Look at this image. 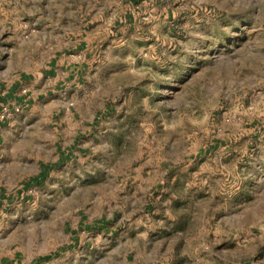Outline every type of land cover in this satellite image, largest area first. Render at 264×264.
Returning <instances> with one entry per match:
<instances>
[{"label":"rangeland","instance_id":"obj_1","mask_svg":"<svg viewBox=\"0 0 264 264\" xmlns=\"http://www.w3.org/2000/svg\"><path fill=\"white\" fill-rule=\"evenodd\" d=\"M21 74L1 256L264 264V0H0V80Z\"/></svg>","mask_w":264,"mask_h":264},{"label":"crops","instance_id":"obj_2","mask_svg":"<svg viewBox=\"0 0 264 264\" xmlns=\"http://www.w3.org/2000/svg\"><path fill=\"white\" fill-rule=\"evenodd\" d=\"M73 60L68 59V57L59 53L50 58L48 63L42 69V75L45 76L49 81H53L55 85H63L67 82L68 77L75 73ZM79 69V67H77ZM70 71L65 77H61L60 72L62 70ZM74 71V73L72 72ZM78 71V70H76ZM27 81V74H21L18 77L10 81L0 80V114L5 107L10 110V115L5 118H0V147H2L6 142V132L12 124L10 117L14 115L15 111L21 108H25L31 104L33 97L29 92ZM73 150V149H72ZM70 152L69 148L62 147L59 150V156L63 157L68 155ZM59 157V158H60ZM39 173V172H38ZM37 173V174H38ZM36 174V175H37ZM35 176V175H34ZM73 240H71L72 242ZM9 256V255H8ZM7 255H0V264H49L50 262L42 260L41 258L31 257L27 260L16 258L15 256L8 257ZM58 263H63V261L56 260Z\"/></svg>","mask_w":264,"mask_h":264},{"label":"trees","instance_id":"obj_3","mask_svg":"<svg viewBox=\"0 0 264 264\" xmlns=\"http://www.w3.org/2000/svg\"><path fill=\"white\" fill-rule=\"evenodd\" d=\"M42 168L40 170V172L31 177L28 181L24 182L23 186L26 188H29L32 185H40L44 182V180L46 179V177L48 176L47 174L49 173V171L51 170L47 165H41ZM42 260H49L50 257L49 256H45L43 258H41Z\"/></svg>","mask_w":264,"mask_h":264},{"label":"built area","instance_id":"obj_4","mask_svg":"<svg viewBox=\"0 0 264 264\" xmlns=\"http://www.w3.org/2000/svg\"><path fill=\"white\" fill-rule=\"evenodd\" d=\"M9 115V109L7 108V107H5L4 109H3V111L1 112V114H0V118H5V117H7Z\"/></svg>","mask_w":264,"mask_h":264}]
</instances>
